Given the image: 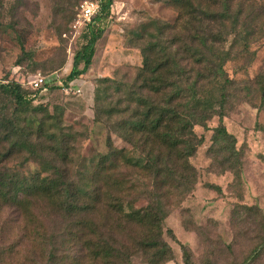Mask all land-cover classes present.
Masks as SVG:
<instances>
[{"label":"rangeland","instance_id":"rangeland-1","mask_svg":"<svg viewBox=\"0 0 264 264\" xmlns=\"http://www.w3.org/2000/svg\"><path fill=\"white\" fill-rule=\"evenodd\" d=\"M82 1L0 0V23L13 27L0 28V81L25 83L31 75L40 73L47 82L56 79L62 82L71 70L75 53L87 39L89 26L86 23L74 27ZM228 2L230 10L238 13L237 29L243 33L227 34L216 46L227 58L223 68L229 79L230 97L224 107L223 123L235 136L240 166L237 169L234 159L222 150L217 151L219 145H212L217 115L209 118L205 126L193 127L196 135L202 137L188 159L194 170V182L174 189L171 185L176 182L168 177L167 184L156 190L158 195L165 193L162 204L166 216L161 221L159 234L168 249L163 256L160 250L145 252L141 248V240L152 231L149 230L150 222L138 224L127 215H121L146 205L148 200L143 191L151 185L154 189L155 184L131 166L112 165L114 150L123 149L133 156L139 152L120 136L116 121L127 117L124 111L130 109L126 93L135 90L133 82L142 65V45L147 40L157 39L180 50L189 60L184 44L189 43L192 34L205 24V6L209 5L218 13L222 11V0H113L109 14L101 22L104 33L95 44L88 70L70 83V89L55 88L44 94L37 100L42 105L37 112L29 111L20 116L23 121L30 115L43 121L42 132L37 138L42 142L43 156L51 159L50 168L53 164L62 166L63 174L70 181L79 182L86 170L91 169V162L107 155L100 163L102 171L92 182L101 193L96 212L98 234L110 247L128 255L127 264H184L181 245L189 249L196 264H264L261 214L248 213L242 208V205H255L264 212V94L261 96L264 87V0ZM231 22L230 19L225 21L227 29ZM208 23L213 31L221 28L218 20ZM93 25L96 23L91 22ZM160 25L166 27L161 30ZM18 35L31 58L23 55ZM188 68L194 75L193 66L188 65ZM104 77L112 82L103 81ZM97 89L99 102L95 98ZM113 107L123 112L109 120L106 110ZM14 112L9 99L0 94V117L1 113L11 117ZM1 129L0 151H3L7 145L4 141L6 129ZM56 144L67 147L65 161L56 153H49L55 151ZM13 153L4 163L9 168L26 173L43 169L40 160L20 167L26 154ZM167 167L180 172L177 163H169ZM167 167L164 170L168 171ZM48 173H51L49 169L43 172L44 175ZM117 181L132 189L121 196L124 212L119 217L110 207L111 203H117L115 197L119 198ZM51 205L46 199L32 198L28 205L32 213L24 216L17 209H0V253L7 264L17 261L95 264L79 248L77 233L64 229L70 221L57 216ZM33 216L38 219L32 220ZM36 229L41 234L37 235ZM37 243L44 246L43 252L34 248ZM54 248L57 256L50 258L49 250ZM112 264H120L119 258Z\"/></svg>","mask_w":264,"mask_h":264},{"label":"trees","instance_id":"trees-1","mask_svg":"<svg viewBox=\"0 0 264 264\" xmlns=\"http://www.w3.org/2000/svg\"><path fill=\"white\" fill-rule=\"evenodd\" d=\"M97 1L99 9L92 16L91 21L86 23V26H89L87 39L75 53L71 70L62 82L56 79L47 82L41 88L33 89L28 85L29 79L25 83L15 80L0 81V94L9 99L15 111L11 117H6L2 113L0 117V130L6 129L4 141L7 143L5 150L0 151V166H2V169L0 168V209L3 207L17 209L24 216L32 213L31 207L28 208L30 199H46L52 203L51 207L57 216L72 222H68V226L64 229L69 232L74 230L77 233L76 237L80 240L79 248L90 261L95 264H112L119 258L120 264H127L128 255H122V251L110 247L98 234L96 212L101 203L99 200L101 193L92 182L95 181V175L102 171L100 163L106 159L107 155H101L96 162H91V169L86 170L85 175L79 180L80 183L70 181L63 174L62 166L59 168L57 164H53L50 168L51 159L48 160L43 156L45 151L42 142L37 140L42 132L43 121L31 115L24 121L20 118L29 111L37 112L42 106L40 102L37 103V100H41L44 94L51 93L55 88H69L71 82L88 70L95 52V44L104 33V29L100 27L101 22L109 14L113 2V0ZM173 1L180 2V0ZM222 5V11L218 13L212 11L209 5L205 6V24L192 34L189 43L184 44L189 60L183 57L180 50L173 49L162 41L158 42L157 39L147 40L142 45L140 48L142 65L133 82L135 90H128L130 92L126 93L127 108L130 109L124 111L127 117L116 121L120 136L139 152L137 156H133L123 149L122 151L114 150L115 158L111 160L112 163L114 162L112 165L131 166L155 184L154 189L151 185L150 189L143 191L148 200L146 205L139 209H132L128 214H121L124 212L121 196L125 191L128 193L132 189L124 186L121 181H117L115 186L118 189L119 198L115 197L117 203L110 204L117 217L120 214L127 215L130 220L137 221L138 224L151 223L149 230L152 231L141 240V248L145 252L160 250L163 256L168 249V244L160 238L159 234L161 221L166 216L162 204L165 193L158 195L156 190L167 184L168 177L176 182L175 185H171L174 189L194 182V170L188 159L202 141V137L197 136L193 130L195 125L205 126L209 118L217 115L218 124L213 128L211 136L212 145H219L217 151L222 150L231 160L234 159L237 169L240 166L235 136L227 131L223 123L224 107L230 97L227 88L229 79L223 68L227 58L217 48L216 42L224 40L227 34L241 35L243 30L237 29L238 13L230 10L228 0H222ZM196 6L200 4L196 3ZM228 19L232 20L229 29L225 24ZM212 20H218L221 23L219 30L213 31L208 26V22ZM91 22L96 23V26H91ZM165 27L166 25H160L161 30ZM0 28L13 29L12 25L1 23ZM162 32L160 34H163ZM17 40L23 55L31 58V53L24 50V41L20 35ZM188 65L193 66L194 75L191 74ZM103 81L112 82V79L104 77ZM43 87L46 88L45 93H41ZM98 92L99 89L96 90V102H99ZM261 92L263 96L264 87ZM122 112L123 110L113 107L106 110V116L111 120L115 114ZM98 114L101 115V112ZM67 151V147L62 148L56 144L55 151L49 153H56L61 161H65ZM13 152L26 154L20 167L30 162L38 163L40 160L43 169L26 173L9 168L4 163L8 162ZM169 163L173 165L177 163L180 172L170 170L167 167ZM166 167L168 171L164 170ZM47 169L51 173L44 175L43 172ZM113 181L116 182V180ZM217 189L219 190V187ZM127 204L130 203L127 202ZM242 208L248 213L261 214L264 222V212L257 206L242 205ZM37 219L38 217H32V220ZM29 223L33 222L29 220ZM39 234L41 233L38 231L37 235ZM262 238L264 241V235ZM34 248L44 251L41 243H37ZM55 249L49 250L50 258L57 256ZM181 250L184 264H196L192 261L189 249L185 245H181ZM0 264H7L3 253H0ZM16 264L25 263L17 261Z\"/></svg>","mask_w":264,"mask_h":264},{"label":"built area","instance_id":"built-area-1","mask_svg":"<svg viewBox=\"0 0 264 264\" xmlns=\"http://www.w3.org/2000/svg\"><path fill=\"white\" fill-rule=\"evenodd\" d=\"M99 9V3L97 0H84L78 6L74 27L79 23H87L91 21L92 16L97 13ZM47 83L44 75L36 73L29 77L28 85L33 89L41 88ZM65 89V88H64ZM70 89V87L68 88ZM42 90H46L45 87Z\"/></svg>","mask_w":264,"mask_h":264}]
</instances>
